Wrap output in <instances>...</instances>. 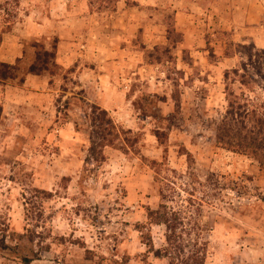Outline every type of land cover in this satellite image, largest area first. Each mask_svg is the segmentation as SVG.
<instances>
[{"label": "rangeland", "instance_id": "1", "mask_svg": "<svg viewBox=\"0 0 264 264\" xmlns=\"http://www.w3.org/2000/svg\"><path fill=\"white\" fill-rule=\"evenodd\" d=\"M224 2L0 0V56L21 55L0 80V264H264V168L216 143L230 91L264 113V8ZM63 20L80 70L56 61ZM36 41L56 53L40 89ZM96 106L119 137L93 153Z\"/></svg>", "mask_w": 264, "mask_h": 264}, {"label": "trees", "instance_id": "2", "mask_svg": "<svg viewBox=\"0 0 264 264\" xmlns=\"http://www.w3.org/2000/svg\"><path fill=\"white\" fill-rule=\"evenodd\" d=\"M33 46L37 47V52L28 73L41 75L49 71L51 64L55 65V48L49 49L38 41ZM18 70L17 63L0 61V80L5 82L16 79ZM228 104L227 112L217 128L216 143L224 149L252 157L264 168V113L259 107L251 105L245 96H239L233 91L228 93ZM95 112L98 115L92 118L90 132V151L93 153L114 145L115 139L119 137L116 125L107 110L96 106L93 113ZM198 264H203V260L198 261Z\"/></svg>", "mask_w": 264, "mask_h": 264}, {"label": "crops", "instance_id": "3", "mask_svg": "<svg viewBox=\"0 0 264 264\" xmlns=\"http://www.w3.org/2000/svg\"><path fill=\"white\" fill-rule=\"evenodd\" d=\"M77 3H83L84 0H75ZM184 0H179L180 3H182ZM243 3H240L239 5H249V6H260L264 8V0H241ZM220 5L222 6H226L227 4L224 2V0H219ZM196 4V3H194ZM236 5V4H233ZM179 16H177V27L182 30H185L184 28V24L183 23V14L180 11H178L177 13ZM188 16V14H187ZM188 18V17H187ZM86 17L84 15V21H86ZM91 19V18H88ZM68 21H60V25L64 27V29H62L61 34L59 36V43H58V50H57V63L59 65H62L63 67L66 68H71V67H76V65H78V69H81L82 64H84L85 60V56L87 57L86 53L82 51L81 47H85L84 44H82L79 40V38L76 36L77 32L74 34L72 29H68L66 27H68ZM52 26V25H51ZM43 30L46 28H49L50 25L44 24L40 26ZM1 40V39H0ZM4 46V51L6 53H3V56H0V61L5 62V63H9V64H16L17 60L21 58L20 53L18 52H14V47L15 46H11L10 43L8 42H4L3 43ZM11 46V47H10ZM7 49V51H6ZM105 57H111V58H116L117 56H122L123 51H121V49L119 48H110V49H106L103 52ZM15 56V57H14ZM84 57V58H83ZM115 62V61H114ZM121 62V61H120ZM123 62V61H122ZM121 62V63H122ZM101 66V65H100ZM106 71H108V68L106 69V67H104ZM89 69H87L85 66L83 67L82 71L79 72V79L80 82L82 83L83 87L89 85L88 82V78H89V74L87 73ZM102 76H107L106 74L101 75V79H104V77ZM87 79V80H86ZM26 85L30 86L32 89L35 88H44L46 85H48L47 81H46V77L42 76V75H32L29 74L27 80L25 81ZM7 103V102H6ZM5 105V104H4Z\"/></svg>", "mask_w": 264, "mask_h": 264}]
</instances>
